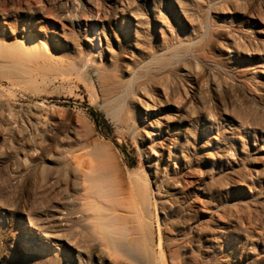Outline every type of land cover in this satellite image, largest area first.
Returning a JSON list of instances; mask_svg holds the SVG:
<instances>
[{"label":"rangeland","instance_id":"1","mask_svg":"<svg viewBox=\"0 0 264 264\" xmlns=\"http://www.w3.org/2000/svg\"><path fill=\"white\" fill-rule=\"evenodd\" d=\"M68 1L0 0V12H12L26 4L41 7L48 17L37 27L42 25L45 31L59 27L62 21H66L70 26L72 42L68 47L52 43L48 69L42 72H16L6 60L12 48L10 42L14 38L3 33L0 23V97L5 109L11 110L10 120L0 112V253H3L0 264H21L18 258L23 247L28 248L26 258L36 252L38 235L32 231V222L52 219L50 207L57 205L56 201L60 200L62 194L58 187L47 188L49 161L43 159L37 169L28 174L24 172L21 165L24 153L29 154L37 140L43 143L42 146L50 154L62 147L77 146L75 131L78 114L94 120L104 137L102 143L96 141L102 145L90 140L89 148L98 149V153L108 157L106 162L110 167L107 166V170L111 169L106 172H109L107 176L111 175L109 178L112 184L115 182L114 186H119L120 179L127 181L133 174L130 172L141 169L153 177L142 139L109 114L97 72L107 59L104 46L108 41L112 42L115 51L131 61L133 50L124 40L129 29L128 21L124 22V28L119 26L115 31L108 26L106 34L101 32L100 25L97 30L92 26L87 30L78 7H71ZM132 1H135V8L139 7L145 12L150 33L148 39L153 45H158L161 40L158 31L160 23L154 19V14H160L165 19L173 35L187 40L192 39L195 32L189 18L217 25L210 35L204 37L199 51L192 52L194 56L186 60L187 69L183 65L176 68L172 89L179 101L191 103L197 118L195 125L205 127L213 119L216 126L221 129L232 127L243 137L241 143L234 144L230 154L229 161L235 167L232 172L218 163L200 158L201 152L211 150L200 147L202 136L197 139L199 143H195L193 153L198 162L196 181L185 184L186 193L176 203L172 200L171 205L170 202L162 205L159 202L162 193L152 182L154 189L151 188V192L157 202H154L149 222L151 250L159 254L163 240L167 264H236L228 261L224 252L208 260L206 253L195 245L204 237V229L210 224H218L223 230H228L234 224L237 233L231 237V247L235 253H250L249 256L253 258L249 263L240 260L237 264H264V156L252 161L241 150L243 146L248 150L258 145L264 146V127L259 125L262 119L264 121V103L249 96V90L255 91L257 88L248 74L258 67L257 79L264 82V55L259 59L247 57L237 68L231 67L223 56L219 44L228 43L226 29L230 23L233 0H147L139 6L136 0ZM76 5L79 6L80 2ZM184 10L188 15L185 16ZM63 14H69L72 21H67ZM238 17L242 24H247L240 13ZM15 18L18 24H22L23 15L17 14ZM255 37L260 38L257 34ZM74 44L85 60L73 57ZM208 73H211L210 77ZM212 77L230 82L232 89L229 87L216 93ZM203 80L206 81L205 86H201ZM241 85L247 89L241 88ZM232 94L237 97L236 103L229 102L228 110L223 111L222 105L230 101ZM37 105L47 110L48 123L34 133L30 117ZM209 112L213 117L206 115ZM241 120L247 121L246 124L242 125ZM10 124L16 128L12 132L7 130ZM213 131L208 129L207 134ZM38 151L36 157L42 154L41 149ZM32 159V156H27L29 162ZM173 159L179 164L175 157ZM175 166L171 162L170 169L173 170ZM211 169L221 174L218 179L210 178ZM161 185V191L165 193L166 186L164 183ZM171 216L176 219V225L169 221ZM181 244L189 252L179 253L178 245Z\"/></svg>","mask_w":264,"mask_h":264},{"label":"bare ground","instance_id":"2","mask_svg":"<svg viewBox=\"0 0 264 264\" xmlns=\"http://www.w3.org/2000/svg\"><path fill=\"white\" fill-rule=\"evenodd\" d=\"M146 1L136 0L137 6ZM68 2L71 7L76 9L78 7L87 30L91 26L97 30L100 25L103 33L108 26L115 31L119 26L124 28V22L128 21L129 29L124 40L128 41L133 50L131 61L115 51L112 42L108 41L104 46L107 59L97 72L109 114L142 139L153 177L141 169L130 172L133 174L127 181L123 182L124 179H120L119 186H114L115 182L111 183L109 178L111 175L107 176L109 172H106L111 169L107 170L110 167L106 162L108 157H103L97 152L98 149L94 151L89 148L90 140L102 143L104 137L97 129L94 120L78 114L75 131L77 146L62 147L54 154H50L42 146L43 143L37 140L31 152L24 153L22 157L21 165L27 174L37 169L43 159L49 161L47 188L58 187L62 194L60 200L56 201L57 205L50 207L52 219L32 222V231L38 235L36 241L38 248L35 253L27 257L28 259L25 256L28 248H20L22 251L18 262H22L21 264H167L163 240L159 246V254L154 253L150 247L149 222L154 202H157L151 192L152 182L156 183V189L162 193L160 199L158 198L162 205L168 202L171 205L172 200L178 202L179 197L186 193V185L196 181L195 171L198 162L193 153L196 148L195 143H199L197 139L202 136L200 147L211 150L201 152L200 158L218 163L230 172L235 168L229 161L231 151L234 144L241 143L243 139L234 128L221 129L211 118V124L205 127L195 125L197 118L191 103L179 101L174 97L172 89L176 68L180 65L186 68V60L194 56L192 52L199 51L204 37L210 35L217 25L189 18L195 32L193 38L187 40L173 35L171 26L165 19L160 14H154V19L160 23L158 31L161 40L158 45H153L148 39L150 33L145 12L139 7L135 8V1L69 0ZM77 2H80L79 6L76 5ZM184 12L185 16L188 15L187 11ZM239 13L246 20V25L241 23ZM17 14L24 16L22 24L15 21ZM63 15L67 21H72L69 14ZM229 16H231L230 23L226 29L228 43H220L219 47L230 66L237 68L247 57L263 58L264 0H233L232 12ZM46 17L48 15L41 7L32 4H26L12 12L6 10L0 12L3 33L14 38L10 42L12 48L6 60L16 72H42L48 69L51 64L49 59L52 57V43L54 42L55 46L67 47L72 43L70 26L69 23H65L66 21H62L61 26L49 31L43 30L42 25L38 28L37 25ZM256 34L260 40L255 37ZM260 41L261 45H259ZM73 57L85 60L75 44ZM257 71H259L258 67L248 73L257 88L255 91L249 90V96L264 103V82L258 81ZM208 74L210 77L211 73ZM211 81L216 93L225 88L232 89L233 86L226 80L213 77ZM205 82L201 81V86H205ZM241 88L247 89L245 85H241ZM236 101L237 97L232 94L230 101H225L221 108L227 111L229 102L233 104ZM0 112L3 117L11 119V110L5 109L1 97ZM211 114L206 113L207 116ZM47 119V110L37 105L30 117L34 133H37L39 127L48 123ZM246 120L248 121V118ZM246 122L240 121L242 125ZM259 125L264 127L263 119ZM15 129L11 124L7 127L11 132ZM208 129L214 131L208 135ZM100 142L96 144L102 145ZM40 149L42 154L36 157ZM241 150L252 161L264 156L263 145L255 146L251 150L243 146ZM27 156H32V161L29 162ZM173 157L179 164H176ZM171 162L176 165L173 170L170 169ZM210 172L211 179H218L221 175L214 173L213 169ZM162 183L166 186L165 193L161 191ZM169 221L177 224L173 216ZM217 225L207 226L204 229V237L195 244L206 253L208 260L224 252L230 262L236 264L240 260L251 262L253 258L249 256L250 253H235L231 247V237L237 233L234 224L228 230H223ZM178 252L189 251L181 244L178 245ZM0 257H3V253H0Z\"/></svg>","mask_w":264,"mask_h":264}]
</instances>
